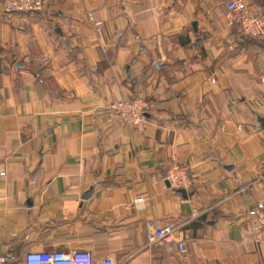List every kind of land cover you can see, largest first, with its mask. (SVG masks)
<instances>
[{
  "label": "crops",
  "instance_id": "0c3cea01",
  "mask_svg": "<svg viewBox=\"0 0 264 264\" xmlns=\"http://www.w3.org/2000/svg\"><path fill=\"white\" fill-rule=\"evenodd\" d=\"M1 1L0 264L55 250L264 264V40L228 25L226 1L45 0L32 14ZM136 96L153 107L129 128L111 108ZM172 164L186 197L162 180ZM168 225L185 261L147 243Z\"/></svg>",
  "mask_w": 264,
  "mask_h": 264
},
{
  "label": "built area",
  "instance_id": "2783aa9c",
  "mask_svg": "<svg viewBox=\"0 0 264 264\" xmlns=\"http://www.w3.org/2000/svg\"><path fill=\"white\" fill-rule=\"evenodd\" d=\"M227 9V23L230 27H235L242 37L250 38L255 41L264 40V13L258 12L247 5L243 0H225ZM45 0H2L1 9L10 13H37L45 10ZM88 21H92L91 14L86 13ZM95 29L100 30L101 22L94 23ZM45 61V60H43ZM153 107V103L146 101L141 96L132 97L131 99H122L116 101L112 106L113 118L117 119L123 125L133 128L137 127L144 121L145 114ZM6 171L0 170V178H4ZM163 181L168 182L171 188L179 189L191 184L188 171L184 166L177 164L170 165ZM243 191V190H241ZM145 199L135 197L133 207L142 210ZM250 215L255 212L249 211ZM253 232L259 230L256 226H251ZM147 243L149 246L156 244L158 246L173 245L177 248L181 260L187 258V249L182 232L176 230L171 225L163 228L147 231ZM5 259L0 258V263ZM23 264H95L91 253L87 250H72L71 252L56 251H39L28 252L24 256ZM98 264H117L111 257H106ZM122 264V263H120Z\"/></svg>",
  "mask_w": 264,
  "mask_h": 264
},
{
  "label": "water",
  "instance_id": "95a60500",
  "mask_svg": "<svg viewBox=\"0 0 264 264\" xmlns=\"http://www.w3.org/2000/svg\"><path fill=\"white\" fill-rule=\"evenodd\" d=\"M193 28H196V22H194L193 24ZM264 123V120H261L260 123ZM264 126V125H263ZM167 186H170V184L168 182H166ZM177 194H179L182 198L186 197V190L185 189H178L176 190ZM91 193V190L87 191L86 194L84 195V198H86V196H88Z\"/></svg>",
  "mask_w": 264,
  "mask_h": 264
},
{
  "label": "trees",
  "instance_id": "16d2710c",
  "mask_svg": "<svg viewBox=\"0 0 264 264\" xmlns=\"http://www.w3.org/2000/svg\"><path fill=\"white\" fill-rule=\"evenodd\" d=\"M248 39H250V38H248ZM252 40V39H251ZM260 41H263V40H260Z\"/></svg>",
  "mask_w": 264,
  "mask_h": 264
}]
</instances>
